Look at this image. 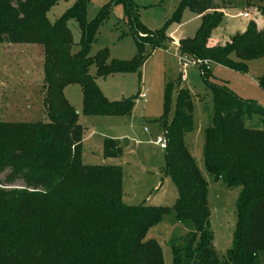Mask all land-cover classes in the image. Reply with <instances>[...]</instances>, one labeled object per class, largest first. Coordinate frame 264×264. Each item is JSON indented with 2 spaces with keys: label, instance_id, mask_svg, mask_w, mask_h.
<instances>
[{
  "label": "trees",
  "instance_id": "trees-1",
  "mask_svg": "<svg viewBox=\"0 0 264 264\" xmlns=\"http://www.w3.org/2000/svg\"><path fill=\"white\" fill-rule=\"evenodd\" d=\"M59 1L64 0H0V44L43 48L42 104L47 116L45 122L0 121V174H4L0 180V264H163L161 247L154 239H146V234L171 214L177 224L189 228L184 237L170 240L172 264H258L264 253V107L240 98L223 82H212L208 65L246 72V62L264 57V28L259 30L250 20L246 30L225 45L209 46L210 34L223 18L214 0H181L172 18L177 20L184 9L200 15L196 34L179 40L178 53L201 61V77L211 94L204 166L215 181L241 188L235 202L232 244L220 258L210 230L208 183L183 141L193 123L191 92L178 89L174 117L168 123L169 90H164L160 117L167 141L164 173L177 190L171 206H127L122 201L121 166L82 163L83 130L78 112L63 94L66 86L79 85L85 116L130 115L136 97L108 100L89 67H96L98 78L119 73L140 76L152 53L145 52V45L165 48L172 39L164 30L146 29L131 0H112L90 23L85 20L87 0H77L50 23L47 13ZM263 2L258 0L264 20ZM118 4L124 7L136 55L108 62V52L102 49L90 56L98 26ZM71 19L81 32L75 53L67 27ZM232 53L236 61L229 58ZM259 87L264 91V77ZM255 117L261 126H247ZM103 154L120 157L122 147L106 139Z\"/></svg>",
  "mask_w": 264,
  "mask_h": 264
},
{
  "label": "rangeland",
  "instance_id": "rangeland-1",
  "mask_svg": "<svg viewBox=\"0 0 264 264\" xmlns=\"http://www.w3.org/2000/svg\"><path fill=\"white\" fill-rule=\"evenodd\" d=\"M77 0L59 1L47 13V19L54 23ZM112 0H87L85 9L86 23L93 21L102 7ZM138 21L149 31L164 30L169 37L183 35L191 38L200 26V19L189 9L182 10L177 20L173 15L181 0H131ZM264 3V2H263ZM218 7H239L241 12H248L249 20L260 18L258 0H214ZM236 12V11H233ZM263 18V17H262ZM225 18L216 28L223 33ZM73 38L72 51L78 50L81 32L76 20L67 22ZM215 28V29H216ZM226 28L225 31H223ZM164 48L145 45V52H152L148 60L137 73L112 74L106 78L96 77V67L91 65L89 73L96 78V83L103 94L104 84L117 89V101L136 97L130 116L114 118L119 124L111 123V117L85 116L82 113V91L79 85H68L65 96L69 104L79 113V122L84 135H90L92 147L85 143L82 163L85 165H119L122 168V201L127 206L148 205L171 206L177 198V190L170 177L165 175V152L156 143L158 136H164L160 117L163 113L164 90H169L167 122L174 117L176 95L179 88L188 89L192 95L193 123L191 130L183 135V141L193 158L200 174L207 181V205L210 212V230L217 255L225 257L232 244L236 224L235 202L240 187H227L215 181L205 169L203 160L205 128L210 124L212 112L211 94L201 77L199 63L187 66L186 77L181 80L182 68L177 56L170 47ZM176 43V42H175ZM0 44V121L4 122H45L47 116L43 109L45 89L43 81L44 52L28 43ZM27 44V45H25ZM106 49L108 62L111 60H131L137 53L136 44L126 22L124 7L113 5L106 18L100 23L91 44L89 55ZM72 52V53H73ZM229 58L236 61L235 55ZM246 72H237L224 66L209 63L210 80L223 82L242 99L252 100L264 107V91L259 87V80L264 77V57L246 62ZM38 81V82H37ZM64 91V89H63ZM146 92L145 101L140 94ZM64 94V93H63ZM64 96V97H65ZM65 97V99H66ZM115 101V100H114ZM123 122V123H121ZM247 126L260 127L257 117L246 122ZM120 133V134H119ZM107 135H124L123 141H117L122 147V154L117 159L103 157V143ZM108 137V136H107ZM112 140V139H110ZM116 158V157H113ZM4 174H0L3 180ZM15 183L14 186H19ZM189 228L175 222L173 215L162 219L151 227L146 239H154L161 247L163 264H172L171 239L184 237ZM258 264H264V253L258 257Z\"/></svg>",
  "mask_w": 264,
  "mask_h": 264
},
{
  "label": "crops",
  "instance_id": "crops-1",
  "mask_svg": "<svg viewBox=\"0 0 264 264\" xmlns=\"http://www.w3.org/2000/svg\"><path fill=\"white\" fill-rule=\"evenodd\" d=\"M264 5V3H262ZM220 11L223 13V18H225V27L228 29L226 30V28L223 30L225 31L226 33H223L222 30L220 28H216L212 31V33L210 34V38L208 39V45L209 46H218V45H225L227 42L230 41V38L237 34V33H243L245 30H246V27H247V24L248 22L250 21L249 19H245L242 17V12L240 10L239 7H233V6H228V7H223V6H220ZM233 11H236V12H233ZM195 14V13H194ZM196 16L199 17L200 19V15H197L195 14ZM253 20V19H252ZM253 21H255L256 25H257V28L259 30H262L264 28V20L260 14V18L258 19H254ZM169 37V36H168ZM171 38L173 41H175L170 47H167L165 49V51L169 50L170 51V48L173 49V52L174 54H178V43H179V40L180 39H183L185 38L183 35H178L177 37L172 35V37H169ZM3 45V43L1 44ZM16 46H22V44H14ZM27 45V44H25ZM27 46H35L37 47L36 49H39V46L38 45H27ZM73 52V51H72ZM75 53V52H73ZM212 64V63H211ZM38 82V81H37ZM98 83V81H97ZM99 85V83H98ZM100 86V85H99ZM104 86V90L102 89L103 91V95L110 101H117V96H118V91L117 89H112L110 86H107L106 84L103 85ZM67 88V87H66ZM64 88V96H65V89ZM101 89V88H100ZM143 94L145 95L144 98H143V101H145V98H146V92H143ZM66 97V96H65ZM68 97H66V100L69 102V100L67 99ZM71 105V103H70ZM75 109V108H74ZM76 110V109H75ZM79 114V113H78ZM130 115L128 116H124V117H119V118H128ZM100 117V116H99ZM110 118V117H109ZM114 118H118V117H111L110 121L111 123L113 122V124H119V120L116 122V121H113ZM78 123L81 125V123L79 122V117H78ZM123 123V122H121ZM82 127V125H81ZM120 134V133H119ZM108 136V137H107ZM105 138H110L112 140H117V141H123V137L124 135H120V136H112V135H107ZM90 135H82V155H83V148H84V144L87 143L88 146L92 147V144L90 142ZM103 151V150H102ZM103 153V152H102ZM103 157L106 158L107 160H113V159H117V158H113V157H105L104 154H103Z\"/></svg>",
  "mask_w": 264,
  "mask_h": 264
},
{
  "label": "built area",
  "instance_id": "built-area-1",
  "mask_svg": "<svg viewBox=\"0 0 264 264\" xmlns=\"http://www.w3.org/2000/svg\"><path fill=\"white\" fill-rule=\"evenodd\" d=\"M242 17L245 18V19H248L249 17V14L248 12H242ZM178 58V64L180 65V67L182 68V71H181V80H184L185 77H186V73H185V70L187 68V66L191 63H199L201 64V61L199 60H193V59H190L186 56H183V55H178L177 56ZM205 64H207L206 62H204ZM144 94L141 93L140 94V98L143 99L144 98ZM155 143L161 148V149H165L166 148V145H167V141H166V138L165 136H158L155 140Z\"/></svg>",
  "mask_w": 264,
  "mask_h": 264
}]
</instances>
